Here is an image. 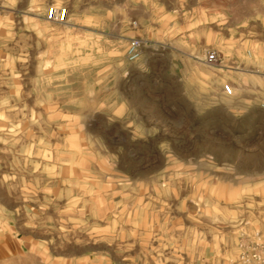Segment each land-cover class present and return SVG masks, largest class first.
I'll use <instances>...</instances> for the list:
<instances>
[{
    "label": "rangeland",
    "instance_id": "obj_1",
    "mask_svg": "<svg viewBox=\"0 0 264 264\" xmlns=\"http://www.w3.org/2000/svg\"><path fill=\"white\" fill-rule=\"evenodd\" d=\"M0 264H264V0H0Z\"/></svg>",
    "mask_w": 264,
    "mask_h": 264
},
{
    "label": "built area",
    "instance_id": "obj_2",
    "mask_svg": "<svg viewBox=\"0 0 264 264\" xmlns=\"http://www.w3.org/2000/svg\"><path fill=\"white\" fill-rule=\"evenodd\" d=\"M46 19L50 22H55L59 24H63L67 22L68 20V10L67 8H55V7H50L46 11ZM138 47L139 44L138 42H133L130 47H129V59L134 60L138 56ZM216 62V55L214 53L210 54L207 56V63L213 64ZM223 93L226 96H232V89L230 86H225L223 88Z\"/></svg>",
    "mask_w": 264,
    "mask_h": 264
}]
</instances>
